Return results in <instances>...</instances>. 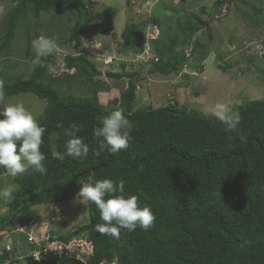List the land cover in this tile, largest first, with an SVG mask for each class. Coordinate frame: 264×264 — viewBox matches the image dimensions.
<instances>
[{
    "label": "trees",
    "instance_id": "trees-1",
    "mask_svg": "<svg viewBox=\"0 0 264 264\" xmlns=\"http://www.w3.org/2000/svg\"><path fill=\"white\" fill-rule=\"evenodd\" d=\"M10 1L14 5L0 36V53L11 50L18 22L29 14L38 17L43 11L60 7L70 10L75 17L70 40L76 46L82 44L83 29L96 25L90 23L85 10L88 5L76 7L74 0ZM255 12L258 18L263 17L262 12ZM183 16L180 20L177 16L175 27H167L169 34L151 40L158 57L150 61L151 73L181 72L189 60L186 50L190 45L192 56L201 47L200 61L207 57V46L195 35L208 23L197 15ZM141 35L134 23L126 24L125 43L132 44ZM32 41L27 44L26 55L35 59ZM39 58L28 77H0L6 95L31 92L47 100L43 113L35 117L46 128L41 151L47 173L15 178L17 191L7 204L10 216L0 218L2 227L20 221L16 215L34 205L74 198L81 182H87L90 176L117 184L122 180L124 195H136L140 206H149L156 219L147 230L121 229L116 240L96 231V225L103 221L96 205L89 202V222L71 235L59 236L68 241L71 236L84 235L93 246L86 261L43 253L41 260L28 254L27 264H264V99H253L232 110L242 117L238 127L247 140L241 142L239 134L226 132L217 118L174 102L134 108L137 83L128 76L127 88L115 101L120 102L118 110L131 124L129 147L115 154L105 148L96 155L99 144L93 132L100 126L97 118L111 114L98 99L101 87H94L89 95H75L63 93L57 85L61 78L80 77L92 86L98 74L96 64L86 53L66 55V71L73 72L62 77L50 72L55 53ZM73 122L81 129L77 135L89 146L87 157L66 156L63 161L53 158L54 152L65 151L68 137L64 132ZM5 174L6 170L0 168V176ZM30 247L35 250L38 244L31 243ZM40 250L43 252L41 246ZM8 257L5 250L0 254V264H18L12 256L6 262Z\"/></svg>",
    "mask_w": 264,
    "mask_h": 264
},
{
    "label": "rangeland",
    "instance_id": "rangeland-1",
    "mask_svg": "<svg viewBox=\"0 0 264 264\" xmlns=\"http://www.w3.org/2000/svg\"><path fill=\"white\" fill-rule=\"evenodd\" d=\"M74 2L80 8L87 4L84 9L90 23L96 24L83 29L82 44L76 46L70 40L71 28L75 24L70 10L60 7L43 11L38 17L29 14L19 20L11 50L0 53V77L12 78L18 74L28 77L40 58L32 59L26 55L27 44L44 35L58 45L55 64L50 68L52 75L61 74L63 77L66 72L72 73L73 69L66 71L64 58L79 53H86L98 69L92 86L80 77L61 78L57 82L59 89L66 94L89 95L94 87L99 86L102 90L98 92V99L111 113L121 108L115 99H119L127 88L128 76L137 83L134 108H156L174 102L205 117L216 118L208 109L217 102L225 103L233 110L253 99H264V56L256 53L260 44H264V14L262 18L255 14V11L264 13V0ZM13 5L10 0L0 1V36ZM185 14L197 15L208 23L195 35L207 46V57L200 61L202 51L198 47L199 51L191 55L188 72L151 73V58H148L152 51L142 48L146 37L156 36L155 26L161 29L155 38L169 34L167 27H175L177 16L180 20ZM131 22L143 35L138 36L136 42L127 44L123 34L126 24ZM17 102L23 103L34 117L40 116L47 105L46 99L31 92L6 95L5 103ZM9 185H16L15 179L7 174L0 176V190ZM78 199L76 195L64 202L34 205L26 213L16 215L20 221L4 224L5 227L0 221V251L10 242V257L18 264H27L26 257L33 251L28 239L30 235L38 241L36 250H40V244H47L48 237L60 240L61 235H71L73 230L89 222V202L82 203ZM8 201L0 197V218L10 216ZM72 238L77 241L71 240L69 247L86 259L92 251L89 241L84 235ZM57 243L48 244L55 249Z\"/></svg>",
    "mask_w": 264,
    "mask_h": 264
},
{
    "label": "clouds",
    "instance_id": "clouds-1",
    "mask_svg": "<svg viewBox=\"0 0 264 264\" xmlns=\"http://www.w3.org/2000/svg\"><path fill=\"white\" fill-rule=\"evenodd\" d=\"M32 47L37 57H48L58 51L55 40L40 35L32 41ZM4 81L0 80V168L12 178L26 173H40L44 175L47 169L46 159L41 151L43 136L46 128L41 126L31 111L23 103H5L6 93ZM208 111L223 125L226 132L239 134L241 142H246L245 135L240 133L239 125L242 117L239 112L232 111L229 105L217 102ZM99 127L94 129L93 135L99 144L96 155L107 148L115 154L129 147L132 139L130 121L120 110L97 118ZM80 127L74 122L65 129L68 137L65 151L54 152L53 158L63 161L66 156L74 159L87 157L89 146L77 135ZM141 171L143 170L141 166ZM77 193L79 202H91L96 205L103 223L96 225V231L101 235H108L119 240L121 229L129 232L137 227L144 230L151 228L155 222V215L147 205L141 207L136 195H124V182L118 184L111 179L96 180L89 177L87 182H81ZM17 191L16 185H9L0 190V197L11 200Z\"/></svg>",
    "mask_w": 264,
    "mask_h": 264
},
{
    "label": "built area",
    "instance_id": "built-area-1",
    "mask_svg": "<svg viewBox=\"0 0 264 264\" xmlns=\"http://www.w3.org/2000/svg\"><path fill=\"white\" fill-rule=\"evenodd\" d=\"M154 30L157 32V34L155 36V37H157L160 34L161 29L159 28V26H155ZM155 37H153L152 35H151V37H146V41L144 43L145 50L147 48H149L150 51H152L151 56L148 58V59L151 58V60L152 59H156V60L158 59V57L153 52L152 45H151V40L154 39ZM191 50H192V46H190V48L188 47L187 50H186L187 51V56L189 57V60L185 61L184 65L182 67L181 73L188 72V68L191 67V62H192V60H191L192 59ZM256 53L259 56H264V44H260V46L257 48V52ZM28 239H29L30 243H32V244H38V241L34 240V237L31 236V235L29 236ZM71 240L77 241L76 238H72V239H70L68 241H65L63 239L55 240L52 237H48L47 238V244L49 242H51V243L58 242L56 244V246H55V249H52L51 248L52 246L50 244L47 245L46 242H44V244H43L44 246H42L41 244H40V246L42 247V251L44 253H50L51 256H54V257H57V258L74 257V258L80 259L82 261H86V259H83L80 256V253L74 252L73 250H71V248L69 247V245L72 243ZM89 243H90V246L92 247V251H93L92 243L90 241H89ZM5 250L8 251V252L11 251L10 242H8L2 248V250L0 251V254H4ZM35 250L32 251V253H31L32 256H34L37 260H41L42 258H44V255H42L41 250H36V251ZM37 251H39V252H37ZM92 251H91V253H92ZM9 260H10V257L6 258V262H9ZM101 264H115V262L108 263V262L104 261Z\"/></svg>",
    "mask_w": 264,
    "mask_h": 264
},
{
    "label": "water",
    "instance_id": "water-1",
    "mask_svg": "<svg viewBox=\"0 0 264 264\" xmlns=\"http://www.w3.org/2000/svg\"><path fill=\"white\" fill-rule=\"evenodd\" d=\"M264 13H262V15H263Z\"/></svg>",
    "mask_w": 264,
    "mask_h": 264
}]
</instances>
